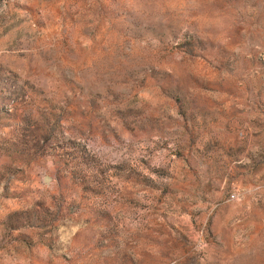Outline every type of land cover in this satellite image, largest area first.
<instances>
[{"label":"rangeland","instance_id":"1","mask_svg":"<svg viewBox=\"0 0 264 264\" xmlns=\"http://www.w3.org/2000/svg\"><path fill=\"white\" fill-rule=\"evenodd\" d=\"M0 264H264V0H0Z\"/></svg>","mask_w":264,"mask_h":264}]
</instances>
